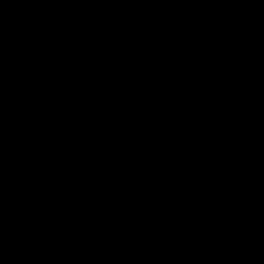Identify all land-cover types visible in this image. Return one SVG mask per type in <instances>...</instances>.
<instances>
[{
	"label": "water",
	"instance_id": "water-1",
	"mask_svg": "<svg viewBox=\"0 0 264 264\" xmlns=\"http://www.w3.org/2000/svg\"><path fill=\"white\" fill-rule=\"evenodd\" d=\"M0 264H264V0H0Z\"/></svg>",
	"mask_w": 264,
	"mask_h": 264
}]
</instances>
